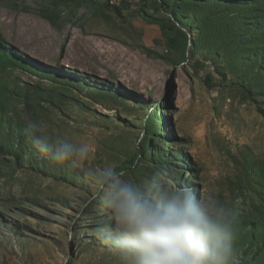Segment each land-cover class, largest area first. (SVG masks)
I'll return each instance as SVG.
<instances>
[{"label": "rangeland", "instance_id": "obj_1", "mask_svg": "<svg viewBox=\"0 0 264 264\" xmlns=\"http://www.w3.org/2000/svg\"><path fill=\"white\" fill-rule=\"evenodd\" d=\"M29 121L88 158L42 159ZM105 166L218 197L264 264V0H0V264H116Z\"/></svg>", "mask_w": 264, "mask_h": 264}, {"label": "clouds", "instance_id": "obj_2", "mask_svg": "<svg viewBox=\"0 0 264 264\" xmlns=\"http://www.w3.org/2000/svg\"><path fill=\"white\" fill-rule=\"evenodd\" d=\"M25 135L38 155L56 166L86 160L89 149L42 134L29 121ZM107 221L96 235L111 246L116 264H238L235 217L218 197L174 183L165 166L137 181L105 166L86 171Z\"/></svg>", "mask_w": 264, "mask_h": 264}, {"label": "trees", "instance_id": "obj_3", "mask_svg": "<svg viewBox=\"0 0 264 264\" xmlns=\"http://www.w3.org/2000/svg\"><path fill=\"white\" fill-rule=\"evenodd\" d=\"M107 6L110 8V5L109 4Z\"/></svg>", "mask_w": 264, "mask_h": 264}]
</instances>
